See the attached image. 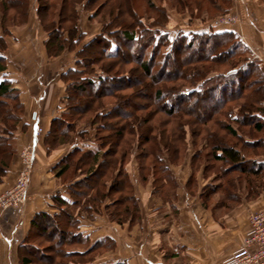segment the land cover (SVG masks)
Returning a JSON list of instances; mask_svg holds the SVG:
<instances>
[{"label": "trees", "instance_id": "1", "mask_svg": "<svg viewBox=\"0 0 264 264\" xmlns=\"http://www.w3.org/2000/svg\"><path fill=\"white\" fill-rule=\"evenodd\" d=\"M77 1L73 0L74 4L72 2V5L67 2V10L64 13L62 12L63 9L60 11V18L67 13L66 18L62 19L71 23L68 30L61 25L60 19L57 22L53 21V24L55 23L54 28L45 29L41 16V25L48 34L45 46L47 52L49 50V56H53L50 53L52 49H54L56 56H59L67 46L74 50L79 47L76 53L78 57L76 65L79 67L71 70V74L75 77H69L67 93L62 99V111L53 120L58 125V129L65 127V132L60 134L58 141L67 142L70 133L76 134L77 141L73 149L54 168L55 175L63 185L67 186L66 191L69 198L61 193L54 197L56 203L61 206L59 215L53 217L43 212L38 213L33 218L32 228L27 236V244L19 248L20 264H34L33 256H38L39 260L41 259L39 264H96L95 259L100 253L114 249L115 239L112 236L93 238L92 235H85L82 230L83 219L95 221L102 216L113 224L129 223L130 226L136 224L140 218V205L134 194L133 181L129 172L133 158L138 162V173L141 181L145 184L151 181L152 186L158 190V194L162 197L171 194L176 187V182L171 173L170 165H178L180 159L179 154H177L180 150L177 142L180 141L189 145L186 139L189 130L192 132V136H195V139L192 137L195 150L191 159L189 188L191 182L195 180L196 174H198L196 160L203 157L215 161V165L209 164V162L205 163V170H210L213 173L222 163L228 164L224 171H221L222 176L225 173L237 171L246 177H256L264 172V162H254L255 156L250 154V157H253L250 158L244 151L252 149L254 152L251 153L256 155L258 154L256 151L262 149L264 153V69L261 67V60L252 53L237 32L212 29L189 30L188 32L181 30L174 39H171L169 33L158 29L154 31V28L146 27L141 20L135 28L132 26L133 23H129L131 27L129 26L125 28V31H122V36L128 43L126 45L131 46V48L138 47L144 50L145 54L149 50L150 57L148 59L145 58L148 53L143 58L137 56L134 59L139 60L140 70L145 69L148 74H151V70L157 66L155 60L159 59L157 61L160 63L159 68H157L160 72L157 74L158 76L168 74L167 66L171 65L177 68L180 72L179 75H186V79L190 83L189 86H183L181 89L175 85L166 90L152 80L155 87L150 86L148 90L146 89L148 98L160 104L158 106L163 105L162 108L164 110L166 108L165 113L168 115H173L174 112L179 111L183 117H188L189 115H186L187 109L197 112L192 114L194 117L191 120L181 118L176 123L175 129L168 131L167 136H165V130L157 134L148 125V122L146 124L138 123L132 117L134 112L127 111L130 108L132 110L134 107L136 108L133 104L127 107L121 102H116L111 106L103 107L98 102L100 99L114 96L113 93L120 91L121 86H123L121 84L130 79L131 76L130 74H113L110 72V64H101L103 59L117 58L121 64L127 60L125 55H120L119 50H122L123 46L118 42L119 35H117L118 37L113 35L115 32H107L104 27L95 37L82 43L85 32L81 31L77 24ZM96 11L97 9L94 10V15H97ZM21 12H24L23 6ZM94 15L91 14L90 18ZM65 33L70 36L68 38L69 45L64 44V40L61 41L60 39L66 38ZM54 34L56 35L54 41L56 44L53 45L50 41ZM93 46L101 48L100 58L87 59L85 55L88 57L90 55L87 54V50ZM198 47L201 53L197 54V57L204 56L207 61L216 66L203 64L201 68L186 73L188 68H185L184 63L185 59L190 58V56L183 52H189ZM140 56L142 57V55ZM173 56L174 58H172ZM180 57L184 58L181 59ZM5 59L6 57L0 52V74L7 68ZM81 64L83 67L80 66ZM97 64H101L102 73L94 71L90 67V65L93 67ZM224 64H228L229 69L222 70L220 66ZM257 83L261 84L259 86L261 88L252 87ZM88 90L91 99L84 101V105L87 110L92 106L98 108L92 120L82 123L78 121L77 116L81 112L79 110L82 103L80 98L84 96L83 92L88 93ZM219 90H223L222 95H220ZM248 90L251 91L247 94ZM224 92L228 94L225 95ZM215 96L219 98L218 107L216 106L215 109H211V113H208L205 102L211 100L214 104ZM117 97L119 98V96ZM2 99L5 100H3L5 104L8 99H19L17 88L7 78L0 80V100ZM233 101H237V104H234L236 108L228 104ZM201 103L205 106H200ZM119 111L131 116L133 121H127L125 126H119V118L114 121ZM1 114L0 112V119H5L3 120L5 128L0 134V183L9 171L16 150L12 146L11 138L14 136L18 122L16 116L6 113L7 117L4 118ZM223 119L227 121V124H224L226 122L222 121ZM111 120L113 122H109ZM214 120H219L218 123H220L225 136L235 139L234 144L233 142L228 143L224 135V137H220L212 130H207L206 125ZM233 123H236L237 127ZM162 124H165V121ZM245 126H251L250 130H245ZM104 129H107L108 133L114 132L113 135H123L128 130L133 137L136 135L135 146L131 149L132 153L129 150L119 152L121 146L118 141L114 144L116 147L111 148L113 137L109 134L101 135ZM205 130L208 131L206 133L208 139L202 138ZM139 131L142 134H139ZM240 133L245 134V136ZM153 141L154 144L152 145ZM239 143L241 148L237 145ZM133 150L136 152L135 154H133ZM72 170H77L80 173L68 178ZM89 176L92 177L89 178ZM231 188L228 196L234 198L233 190L235 187L231 186ZM115 194L119 196L114 198ZM72 205L79 206L76 215L70 210ZM52 231H58L61 233V237L52 239L51 236L49 237ZM46 237H49L48 241L55 243L50 251L54 250L60 258L67 260L55 262L53 257L48 255V252L39 243ZM108 264H127V262L120 261Z\"/></svg>", "mask_w": 264, "mask_h": 264}, {"label": "crops", "instance_id": "2", "mask_svg": "<svg viewBox=\"0 0 264 264\" xmlns=\"http://www.w3.org/2000/svg\"><path fill=\"white\" fill-rule=\"evenodd\" d=\"M234 7L233 14L239 19L245 17L243 13L245 10L248 11L245 7L240 4ZM256 7L255 13L258 11V6ZM253 16L255 17L254 14ZM239 19L238 22L231 24L236 27L220 30L237 32L252 53L264 64V20L259 24L261 32L258 34L253 27H239L242 25ZM248 21L247 19L246 22ZM88 25L91 24L83 25L85 29L82 31L86 34ZM97 27L93 28L95 33L100 29ZM32 32L33 30L29 31L24 37L26 41L22 42L19 39V45L14 46L9 55L0 51L6 57L7 67L0 74V80L3 78L11 80L19 89L18 94L24 98L23 103L28 110L23 123L30 125L31 132L16 134V141L22 143L30 139L35 145L34 172L26 203L19 208L0 210V256L8 258L19 256V248L27 244L32 220L38 213L45 212L53 217L60 214L61 206L56 203L54 197L61 193L69 198V194L66 191L67 186L55 175L54 168L73 149L77 141L75 133L69 134L67 142L58 141L62 132H65V127L58 129L53 120L62 111V99L67 93L69 77L73 76L71 70L76 69V53L79 48L74 51L68 50L67 55L63 52L49 59L43 37L39 44L45 63H38L39 60L36 61L33 57L35 53L30 51V43L34 44ZM24 47L26 51H18ZM36 56L39 59V55ZM22 67L30 70V73L27 75ZM28 116L30 120L27 119ZM40 125L45 128L42 139L37 134ZM51 135L56 138V143L55 138L51 143L45 141L46 138L52 137ZM254 158V162H264V156ZM137 165V160L133 158L129 172L134 194L140 205L138 222L131 226L129 223L118 225L106 222V217L102 216L95 221L88 219L82 221L85 235H92L93 238L112 236L115 239L114 249L100 253L95 259L96 264L120 261H126L127 264H224L225 258L242 245L250 229L249 216L256 211L264 212V194L258 191L261 195L257 199L251 200L247 195L241 196L240 202L231 207V212L226 215L218 214L217 210L226 205L218 202L210 206L205 199L221 190L223 184L214 175L202 174L201 177L195 176L194 181L197 185L195 187L190 185L189 188L190 160L184 161L183 164L170 165L176 187L171 194L164 197L158 194L151 181L143 184ZM20 169L21 164L14 155L9 171L0 183V193L15 183ZM234 196L238 197L235 193ZM70 210L76 215L79 206L72 205Z\"/></svg>", "mask_w": 264, "mask_h": 264}, {"label": "rangeland", "instance_id": "3", "mask_svg": "<svg viewBox=\"0 0 264 264\" xmlns=\"http://www.w3.org/2000/svg\"><path fill=\"white\" fill-rule=\"evenodd\" d=\"M77 1V0H75ZM67 2H70V5H72L73 0H0V51L5 52V55H9L11 52L12 48L14 46L19 45V39L20 41L23 42L26 41L24 37L29 34V31L31 32L33 30V38H34V44L32 45L30 43V51L35 53V58L38 63H45L44 59L42 58L43 55H41V50H40V44L39 40H41L43 37L47 38L48 34L45 31V29H52L55 27V23L53 24V21L55 22L60 19L61 25L68 30L70 27L71 23H68L65 21L66 15H62L60 18V11L64 13L67 9ZM77 5V24L79 29L82 31L85 28L83 25L85 23L91 24L88 25L87 29V34L82 38V43L83 42H88L89 38H93L98 34V31L100 32L103 30H107V32H115L113 34L114 36L119 35L118 42L122 44L123 48L122 50H119L120 55H125L126 61L121 64L118 62L117 58L114 59H103L100 63L101 64H106V65H111V73L113 74H130L131 78L128 79L126 82H123L121 85L120 91L114 92V96L106 97L103 99H100L98 102L101 104V106H111L115 104L116 102H121L122 104L126 105L127 107L133 104L136 106L132 110L131 108L127 111H130L133 115L132 117L135 118L138 123L142 122L146 124L148 122V125L154 129V131L159 134V132H164L166 133L165 136H167V132L175 129L176 123L183 119H193L194 116L192 114H196L197 112H193L192 109H187L186 115L188 114V117H183L182 114L179 113V111H176L173 113V115H168L165 113L164 108L162 106H158L160 104L156 103L153 99L148 98V87L154 86L153 81L157 85H161V87L165 88L166 90L169 88H172L173 86L177 85L179 89H181L183 86H189L190 83L186 79V75H179L180 72H178L177 68L174 66H167L168 74H165L163 76H158L157 74L160 73L158 72L157 68H159L160 63L157 62L159 59L155 60L157 63L156 67L151 70V74H148L145 69L140 70L139 66V60H134L137 56L140 58L147 57L149 58V50L145 54L144 50L139 49L138 47L131 48V46L126 45L127 40L122 36V31H125L127 27H129V23H133V27L135 28L137 25L140 24V20L143 21V24L146 27H152L154 28L153 30L156 31L157 29L162 32H167L171 36V39H174L176 34L184 30L185 32L189 30H220L224 28H233L236 27V25H231L236 22H238L239 17L235 14H233V10L235 9V5L237 6L240 4L241 6L245 7L248 11L245 10L243 15L245 17H242L241 20L242 25L244 28H250L253 27L255 33H260L261 29L259 24L264 20V15H263V8H264V0H78L76 2ZM74 4V2H73ZM85 4V5H84ZM255 5V6H254ZM23 6L24 12H21V8ZM75 6V5H74ZM85 6V7H84ZM258 6V11L255 13L254 10L257 9ZM26 7H27V12H26ZM133 7V8H132ZM230 7V9H229ZM234 7V9H233ZM97 9L96 14L94 15V10ZM253 9V10H250ZM41 10V11H40ZM261 13H260V12ZM91 14L94 15V17L90 18ZM255 15V17L253 16ZM231 15V17L234 18L233 21L229 22H224L225 17ZM41 16L43 17V22L45 25V29H43L41 25ZM247 16V17H246ZM249 20L246 22V20ZM92 24H95L99 26L100 29L97 30V34L95 33L94 29L97 26H94ZM35 26V28H33ZM131 27V26H130ZM38 28V30H37ZM91 28V29H90ZM98 28V27H97ZM92 30V32H91ZM9 31V32H8ZM62 31V30H60ZM80 35V32H78ZM77 33V35H78ZM43 35V36H42ZM22 36V37H21ZM62 37V35H60ZM66 38L61 39L64 40V44L69 45L68 43V36L67 33H65ZM21 37V38H20ZM77 37V36H76ZM118 37V36H117ZM59 38V37H58ZM56 39V35L54 34L53 38L51 39L50 43L53 45L56 44L54 42ZM14 41L16 43H14ZM46 42V41H45ZM44 42V44H45ZM17 44V45H16ZM29 46V43H27ZM26 44V45H27ZM72 46V45H71ZM75 46V45H74ZM78 46V45H77ZM76 46V47H77ZM79 48V47H78ZM26 47L20 50V52H24ZM68 50L73 51L74 49L70 48L67 46L63 52H65L64 55H67ZM87 54H90L89 57L85 55V57L88 58H100V53H101V48L97 46L90 47L87 50ZM252 51V50H251ZM7 52V53H6ZM30 52V53H32ZM49 52V50H48ZM47 52V53H48ZM50 53L53 56H49L48 58L51 59L52 57L56 56L54 49L50 50ZM184 54L187 53V56H190V58H186L184 66L185 68H188L187 72H191L192 70H197L201 68L203 64L205 65H211V66H216L214 64H211L205 57H197V54L201 53V50L198 48H195L194 50L191 51H184ZM39 55V59L36 56ZM142 55V57L140 56ZM84 57V54L82 55ZM78 58V57H77ZM174 58V56L172 57ZM183 59L184 57H180ZM23 60V59H22ZM99 60V59H98ZM24 61V60H23ZM25 62V61H24ZM84 63V62H83ZM101 64L93 65V67L90 65V67L94 71H98L100 73L103 72V70L100 69ZM83 67V64L80 65ZM26 67V66H25ZM79 67V66H78ZM76 65V68H78ZM222 70H227L229 69L228 64H224L220 66ZM261 67L264 69V64L261 62ZM23 68V72H25L27 75L30 73V70ZM13 72V71H11ZM152 75V78H151ZM75 76H72L70 78H74ZM153 80V81H152ZM31 84V81H29ZM28 83V82H26ZM153 84V85H152ZM28 85V84H27ZM261 84L257 83L255 88H261L259 87ZM15 87V85L13 84ZM126 86V87H125ZM30 87V86H29ZM32 87V85H31ZM155 87V86H154ZM17 88V87H15ZM147 89V90H146ZM19 89H17V93ZM251 90H248L246 93L250 92ZM223 90H219L220 95ZM225 95H227V92H224ZM84 96H81V106H80V113H78V121H81L82 123L84 121H90L93 116H95V111L97 108H94L92 106L89 110H87L86 106L84 105V101L87 99H91V96L89 95V90L88 93H84ZM119 96V98L117 97ZM4 99L0 100V112L2 113L1 116L4 118L7 117V114H10L12 116H16L18 118V122L16 124V130H14V136L11 138L12 140V146L16 149L14 152L15 159H18L21 167H22V152L26 149V147L31 145L30 139L26 142H18L16 141V134H20L21 132H28L30 133V125L27 126V124L23 123L24 119L27 117L28 110L26 107V104L23 103L24 98H21L19 96V99H8L5 104ZM237 101H239L237 99ZM237 101H233L231 103H228L229 106L234 107V104H237ZM214 104L211 100H208L205 102V105H202L203 103L200 104V106H205L206 110H208V113H211V109H215V107L218 105L219 98L215 96L214 98ZM236 102V103H235ZM227 104V105H228ZM80 105V104H79ZM148 106V107H147ZM83 107V108H82ZM147 107V108H145ZM159 107V108H158ZM218 107V106H217ZM145 108V109H144ZM236 108V107H234ZM83 109V110H82ZM210 110V111H209ZM126 111V112H127ZM168 111V110H167ZM5 113V114H4ZM16 114V115H15ZM123 115V116H122ZM131 116H128L126 113H123L119 111L117 113V116L115 117L114 121L119 118V126L123 125L128 122H132ZM223 118V116H221ZM29 119V116L28 118ZM3 118L0 119V134H2L3 128H5V125L3 124ZM30 120V119H29ZM219 120H221L219 118ZM219 120H214L209 122L206 127L208 128L207 130H212V132H215L217 136L224 137V131L222 130ZM135 123L137 124V122ZM163 121H165V124H162ZM167 121V122H166ZM227 124V121L224 119L222 120ZM113 122V120L109 121ZM23 123V124H21ZM222 125V124H221ZM233 125L237 127L236 123ZM138 126V125H137ZM146 126V125H145ZM141 127V125H140ZM144 127V126H143ZM142 127V128H143ZM246 127V126H245ZM250 127H246L245 130H250ZM38 129H41L39 132V138L42 139V136L45 132V128L43 125H40ZM141 129V128H140ZM107 129H104L101 135H111L113 138L111 139V148H115L116 146L114 145L115 142H119V145L121 146L119 148V152H122L124 150H129L135 146L134 140H136V135L133 137L130 135L129 130L125 131L123 135H113L114 132L106 131ZM189 130V129H188ZM208 131H204V135L202 138H207L206 133ZM27 133V134H28ZM244 133V131H242ZM240 133V134H242ZM139 134H142L139 131ZM162 134V133H161ZM222 134V135H219ZM224 135V136H223ZM245 136V134H242ZM53 137V135H51ZM49 137L48 139L46 138L45 141L47 143H51V140L53 141L55 137ZM195 139V136H192V132L189 130L186 139L189 142L188 144H183L180 141L177 142V146L180 148L177 154L178 157H180L178 161L179 164H183L184 161H189L191 163L192 155L195 150V146L193 145L192 139ZM256 137V136H255ZM134 138V139H133ZM225 139H227V142H235L234 138H229V136H225ZM221 138V139H224ZM247 138V136H246ZM208 139V138H207ZM248 139V138H247ZM252 139V138H251ZM256 140V139H252ZM70 141V140H69ZM257 141V140H256ZM56 143V138L55 141ZM204 142V141H203ZM17 144H21L20 146ZM152 145L154 144V141L151 143ZM236 144V143H235ZM238 147L241 148V144H237ZM199 146V145H198ZM57 147V146H55ZM53 148V147H52ZM115 150V149H114ZM245 154L248 155V157L251 156H264L263 150L259 149L256 152L258 154H252L251 152H254V150H244ZM132 153V151H131ZM136 152L133 150V154ZM13 155V157H14ZM135 156V155H134ZM250 157V158H253ZM207 158L203 157L202 159L196 160L197 164V169H198V174L197 176L200 175V177L204 175H214L215 178H219V182L223 184V188L219 191L214 192L211 196L206 197L205 201L209 203L210 206H213L214 204H217L218 202H223L226 207H220L219 210H217L218 214L220 215H226L227 213L231 212V207L233 205H237L240 202L239 197L247 195L249 199L254 200L257 199L259 195L264 194V174H261L259 176H254V177H246L245 175H242L240 172L237 171H231L228 172L227 174L225 173L224 176H222L221 171H224L226 166L228 164L222 163V165H218L219 167L216 169V171L213 173L210 170H205V163L209 164H216L215 161L211 158L207 160ZM219 164V163H217ZM191 166V165H190ZM217 167V165H216ZM34 170V169H33ZM34 172V171H33ZM19 173V172H18ZM80 173L77 170H72L71 174L68 175V178L71 176ZM33 174V173H32ZM132 176V173H131ZM220 176V177H219ZM92 176H89L91 178ZM205 178V177H204ZM253 180V181H250ZM237 181V182H235ZM143 182V181H142ZM148 182V181H147ZM234 183V185H233ZM143 184H145L143 182ZM192 186H196V181L191 182ZM252 185V186H251ZM231 186H234V193L236 194L237 198H230L228 196V192L232 189ZM261 194H259V192ZM119 195L115 194L113 197L117 198ZM234 196V195H233ZM108 219L106 218V222ZM126 225V224H124ZM110 228H112V225H110ZM48 235V234H47ZM51 236L52 239L60 238L61 233L58 231H52V233L49 235ZM49 237H46V239L43 238V240H40V245L44 247L46 252H48V255L53 257V260L55 262L62 261V260H67L65 258H60L54 250L50 251L55 246V243L52 241H48L47 239ZM50 238V239H51ZM34 264H39L41 262V259L39 260L38 256H33ZM20 259L19 256H14L12 258H8L6 256H0V264H20ZM40 261V262H39Z\"/></svg>", "mask_w": 264, "mask_h": 264}, {"label": "built area", "instance_id": "4", "mask_svg": "<svg viewBox=\"0 0 264 264\" xmlns=\"http://www.w3.org/2000/svg\"><path fill=\"white\" fill-rule=\"evenodd\" d=\"M231 15L225 17L224 22L233 21ZM41 129H37V134ZM35 145L22 152V167L15 183L0 193V210L19 208L28 198L30 181L34 169ZM250 229L242 245L228 255L224 264H264V212L256 211L249 216Z\"/></svg>", "mask_w": 264, "mask_h": 264}]
</instances>
